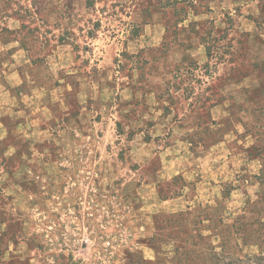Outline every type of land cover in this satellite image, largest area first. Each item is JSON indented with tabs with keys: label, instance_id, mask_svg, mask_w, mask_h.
I'll list each match as a JSON object with an SVG mask.
<instances>
[{
	"label": "rangeland",
	"instance_id": "1",
	"mask_svg": "<svg viewBox=\"0 0 264 264\" xmlns=\"http://www.w3.org/2000/svg\"><path fill=\"white\" fill-rule=\"evenodd\" d=\"M0 74V264H264V0H0Z\"/></svg>",
	"mask_w": 264,
	"mask_h": 264
},
{
	"label": "built area",
	"instance_id": "2",
	"mask_svg": "<svg viewBox=\"0 0 264 264\" xmlns=\"http://www.w3.org/2000/svg\"><path fill=\"white\" fill-rule=\"evenodd\" d=\"M77 236H79V234H77ZM101 241L102 243L99 242L98 238L94 237L93 233L86 232L81 233V236L76 240L75 245H79V248L83 250H91L93 248H96L97 251L92 254V257L96 256L100 261L104 259L106 260L107 258H110V260H114V237L108 236L106 238H103Z\"/></svg>",
	"mask_w": 264,
	"mask_h": 264
},
{
	"label": "trees",
	"instance_id": "3",
	"mask_svg": "<svg viewBox=\"0 0 264 264\" xmlns=\"http://www.w3.org/2000/svg\"><path fill=\"white\" fill-rule=\"evenodd\" d=\"M262 91H264V82L263 81L259 82V84L256 87H254L253 89H250L249 90V93H248V97H247V101L246 102H249V104L250 103L253 104V106L251 105L249 107V109H246L245 110V112L252 111L254 108H256L257 106H259V104L253 102V97H254V95H256V94H258L259 92H262ZM240 224L243 225L244 223H240ZM249 226L252 227L253 224L252 223H249ZM255 231L259 232L258 230H255ZM242 232H243L244 235L245 234L246 235L249 234V232H247L246 230H243ZM252 232H254V231H252ZM263 236H264V233H262L261 237L263 238ZM261 237H258L257 238L259 240V243H262ZM245 238H247V237H245ZM244 241H246V240H244ZM247 260L251 261L250 258H248Z\"/></svg>",
	"mask_w": 264,
	"mask_h": 264
},
{
	"label": "crops",
	"instance_id": "4",
	"mask_svg": "<svg viewBox=\"0 0 264 264\" xmlns=\"http://www.w3.org/2000/svg\"><path fill=\"white\" fill-rule=\"evenodd\" d=\"M2 75L0 74V77H1Z\"/></svg>",
	"mask_w": 264,
	"mask_h": 264
}]
</instances>
